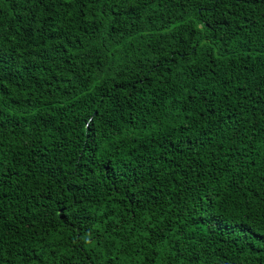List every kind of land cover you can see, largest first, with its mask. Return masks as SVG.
Wrapping results in <instances>:
<instances>
[{"label": "trees", "instance_id": "trees-1", "mask_svg": "<svg viewBox=\"0 0 264 264\" xmlns=\"http://www.w3.org/2000/svg\"><path fill=\"white\" fill-rule=\"evenodd\" d=\"M0 52V264H264V0H0Z\"/></svg>", "mask_w": 264, "mask_h": 264}, {"label": "snow or ice", "instance_id": "snow-or-ice-1", "mask_svg": "<svg viewBox=\"0 0 264 264\" xmlns=\"http://www.w3.org/2000/svg\"><path fill=\"white\" fill-rule=\"evenodd\" d=\"M41 2H43V0H41ZM203 11V9H201ZM210 27V26H209ZM53 51H59V49H53ZM0 69H7L8 72H12V66L9 65L8 60L6 59L5 54H3L2 52H0ZM240 135V131L239 130H234L233 132V137H238ZM262 179H264V176H262ZM164 237V229H161L159 234L153 233V239L154 240H163ZM177 248V253L179 254V256H182L183 253L180 251L179 246H176Z\"/></svg>", "mask_w": 264, "mask_h": 264}]
</instances>
